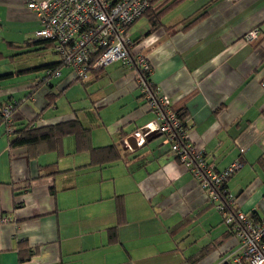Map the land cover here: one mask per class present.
Listing matches in <instances>:
<instances>
[{
	"label": "crops",
	"instance_id": "crops-1",
	"mask_svg": "<svg viewBox=\"0 0 264 264\" xmlns=\"http://www.w3.org/2000/svg\"><path fill=\"white\" fill-rule=\"evenodd\" d=\"M153 16L160 21L156 28ZM255 28L261 37L247 42ZM41 29L27 0H0V63L16 50L11 62L19 50H50L57 57L0 73V109L21 102L17 130L36 116L37 125L77 116L90 129L94 149L119 144L123 159L92 164V153L78 151L74 135L64 137L61 154L12 151L16 135L0 124V264H234L242 252L239 238L165 136L127 143L157 120L133 70L114 62L93 76L91 102L82 110L69 102L66 113L59 111L76 82L60 88L73 75L69 68H60L53 87L32 93L42 67L60 64L54 43L29 44ZM130 36L132 55L146 57L153 85L174 112L185 114L187 138L205 151L207 163L217 171L242 163L226 184L235 209L263 218L264 0H153ZM48 94L54 98L46 107ZM24 249L31 256L21 262Z\"/></svg>",
	"mask_w": 264,
	"mask_h": 264
},
{
	"label": "built area",
	"instance_id": "built-area-1",
	"mask_svg": "<svg viewBox=\"0 0 264 264\" xmlns=\"http://www.w3.org/2000/svg\"><path fill=\"white\" fill-rule=\"evenodd\" d=\"M153 0H27V8L40 20L42 29L38 40H51L61 60V68H69L75 81L86 82L91 73L114 62H120L138 73L137 85L155 112L157 120L132 134L144 144L146 137L158 133L181 164L190 167L208 199L233 227L241 242L242 252L234 264H264V217L254 221L246 213L229 212L234 206L232 195L226 190L228 180L242 167L234 162L223 171L207 163L205 151L196 149L187 138L186 123L172 110V102L162 96L151 81L152 68L143 54L132 55L134 42L130 36L133 24L151 8ZM261 31L255 28L245 36L247 42L258 41ZM141 73L150 75L143 78ZM61 70H47L41 80L48 83L60 77ZM264 87V84H263ZM12 108H4L2 116L13 132ZM130 137V138H131ZM225 195L227 204L222 200Z\"/></svg>",
	"mask_w": 264,
	"mask_h": 264
},
{
	"label": "trees",
	"instance_id": "trees-1",
	"mask_svg": "<svg viewBox=\"0 0 264 264\" xmlns=\"http://www.w3.org/2000/svg\"><path fill=\"white\" fill-rule=\"evenodd\" d=\"M153 4V2H152ZM151 4V7H152ZM151 10V8L146 12V14ZM152 24L154 26V28L158 27L160 25V21L158 16H153L152 18ZM53 44L54 42H52L51 40H38L35 39L31 42H29L30 45H47L49 46L50 44ZM61 62V60H60ZM61 64V63H60ZM59 63L57 64H50V65H45L42 67V69L45 68V72L47 70H57L59 68H61V65ZM104 70L100 69L97 71H94L91 73L90 79L86 82H81L84 87H87L93 76H98V74L100 72H102ZM135 72V71H134ZM137 75L138 73L135 72ZM140 75L143 78L146 77H150V75L145 74V73H141ZM43 76V75H42ZM75 81V79H74ZM74 83V82H73ZM42 85H47L50 87H53V84L50 83V81L48 83H45L41 80V77H39L37 79V81L35 82L34 85V90H32V93L35 92L36 93V89L39 88ZM31 95V94H30ZM32 97V96H31ZM53 98L54 96H52V94H48V103L46 104V107L50 106L53 103ZM2 108L0 109V124H6L7 125V134H15L16 137L10 141V148L12 151H16V150H27L28 153L32 154V155H39L42 152L45 151H58L61 154V150H62V141L64 139V137L68 136V135H74L76 137L77 140V147H78V151H90L92 153V164H96L99 163L101 161H104L106 163H109L111 161H119L123 159V155H122V150H123V146L119 145V144H114L112 146L109 147H105V148H100V149H94L91 146V133H90V129L87 128L80 119H78V117L76 116L74 119L72 120H68V121H64V122H59L56 124H51V125H37L35 124L37 122V120L39 119V116H36V118L34 120H31L27 125L21 127L20 129L17 130L16 126H15V121H14V115L17 111V109H19V107L21 106V102H17V103H10V104H3L1 105ZM10 106L12 108V115H13V122L11 123V127L13 128V132H9L8 131V123L4 120L3 116H2V111L4 110V108ZM77 115V114H76ZM178 117L181 120H184V113H177ZM126 137L125 133H121L120 134V139L119 141L122 143L124 138ZM53 167V165L51 166V168ZM55 167V166H54ZM50 175H54V173H50ZM29 188V187H28ZM227 190V189H226ZM26 191L27 187H26ZM26 191L23 190L24 193H26ZM54 191V189H52V192ZM22 192V193H23ZM222 200L227 204V200L225 198V195L222 196ZM237 211H239L238 209H235V207H230L229 212L232 213H236ZM248 215V214H247ZM250 216V215H248ZM250 218L254 221H259V220H255L252 216H250ZM230 231L236 236V232L234 231L233 227H230ZM31 252H29L28 250H20L19 251V256H20V261L24 262L26 260L29 259V257L31 256L30 254ZM25 254V255H22Z\"/></svg>",
	"mask_w": 264,
	"mask_h": 264
},
{
	"label": "rangeland",
	"instance_id": "rangeland-1",
	"mask_svg": "<svg viewBox=\"0 0 264 264\" xmlns=\"http://www.w3.org/2000/svg\"><path fill=\"white\" fill-rule=\"evenodd\" d=\"M14 52H9V54H7L6 57L3 59V61L0 63V73L21 72L26 69L35 68L43 63L57 60L56 59L57 57L50 50H44V51H41L40 53L26 52L22 54H20L21 52L19 50L17 56L14 57L15 61L11 62L10 61L11 56L15 54ZM6 53L7 52H5V54ZM29 75H33V74L28 73L27 76ZM73 79H75L74 75H70L68 79L64 77L60 88L69 84ZM89 85L85 88L84 85L79 81L71 84L65 91V94L63 96L64 98H62V104L64 105L60 106L61 109L59 111L66 113V111L69 108V102L73 103V105H75L76 108L81 109V110H82V107L87 106L91 102L89 98V93H90V90L92 89L91 87L94 84H92L91 86ZM86 89H88V91ZM45 91H47L46 87H44L43 91L39 93L38 96H42V94H44ZM23 95H24V92L22 93V95H19V96L23 97Z\"/></svg>",
	"mask_w": 264,
	"mask_h": 264
},
{
	"label": "water",
	"instance_id": "water-1",
	"mask_svg": "<svg viewBox=\"0 0 264 264\" xmlns=\"http://www.w3.org/2000/svg\"><path fill=\"white\" fill-rule=\"evenodd\" d=\"M160 136H161V134L153 133V134L147 136V137H146V140H148V141L150 142V141H152L153 139H156V138H158V137H160ZM134 140H135V137H131V138H129V139L127 140V143H128L129 145H130V143L133 144ZM133 148H134V147H133Z\"/></svg>",
	"mask_w": 264,
	"mask_h": 264
}]
</instances>
